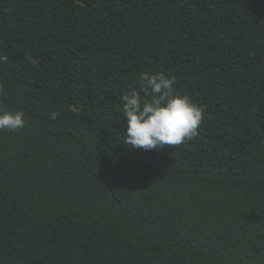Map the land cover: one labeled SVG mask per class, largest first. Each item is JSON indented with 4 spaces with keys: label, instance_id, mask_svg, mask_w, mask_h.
<instances>
[{
    "label": "trees",
    "instance_id": "16d2710c",
    "mask_svg": "<svg viewBox=\"0 0 264 264\" xmlns=\"http://www.w3.org/2000/svg\"><path fill=\"white\" fill-rule=\"evenodd\" d=\"M0 54V264H264V0H0ZM161 71L199 134L132 149Z\"/></svg>",
    "mask_w": 264,
    "mask_h": 264
},
{
    "label": "clouds",
    "instance_id": "9594fccd",
    "mask_svg": "<svg viewBox=\"0 0 264 264\" xmlns=\"http://www.w3.org/2000/svg\"><path fill=\"white\" fill-rule=\"evenodd\" d=\"M8 57L0 54V63ZM35 66L37 59L29 57ZM139 90L130 88L121 97L123 103L124 143L132 149L154 151L175 147L198 136L203 109L188 95L175 88V76L165 72L141 73ZM143 93V95H142ZM150 97V99H147ZM26 114L0 104V132H17L26 126Z\"/></svg>",
    "mask_w": 264,
    "mask_h": 264
}]
</instances>
